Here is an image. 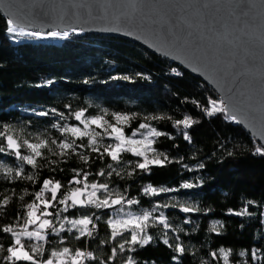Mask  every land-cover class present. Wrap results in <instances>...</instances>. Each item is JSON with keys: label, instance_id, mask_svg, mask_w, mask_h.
Instances as JSON below:
<instances>
[{"label": "trees", "instance_id": "trees-1", "mask_svg": "<svg viewBox=\"0 0 264 264\" xmlns=\"http://www.w3.org/2000/svg\"><path fill=\"white\" fill-rule=\"evenodd\" d=\"M6 21L0 13V131L11 129L21 142L47 140L51 150H41L37 168L0 153V202L9 200L0 208V227L23 224L26 206L35 201L45 179L60 181L64 185L61 192H65L77 187L68 183L74 170L87 171L91 173L89 182L108 183L112 190L139 203L125 204L127 215L115 207L70 208L62 216H90L95 224V228L89 225L93 236L77 239L76 229L53 234L40 259H49L52 251L68 247L92 252L95 259L84 264H127L128 256L136 264H225L220 252L224 249L229 253L227 264H264V155H253L260 145L223 113L206 115L209 100L219 101L206 84L168 59L126 40L73 31H68V37L62 33L56 37L29 36L26 33L33 31L27 30L23 35L11 34L6 31ZM78 111H84L88 118L104 115L112 123L114 114L128 115L131 119L123 127L129 135L140 123L166 133L155 138L153 147L168 161L164 166H150V173L142 172L136 168L140 158L125 153L120 164H113L119 174L109 176L107 165L113 162L87 147L76 152L87 155L88 163L75 153L53 155L60 152L58 144L65 139L57 126L83 127L75 120ZM186 117L192 125L177 127L176 122ZM185 132L190 141L185 140ZM53 140L57 143L51 144ZM110 142L107 138L102 141ZM76 143L86 145L87 138ZM0 147H6L3 137ZM21 152L30 154L23 147ZM21 166L25 176H34L33 181L5 178L3 168ZM101 169L106 173L103 177L96 175ZM185 183L193 187L185 189ZM149 185L157 193H146ZM163 188L170 191H159ZM49 197L45 192L44 198ZM185 206L198 210L185 213L181 210ZM245 209L244 215L229 213ZM144 213L149 214L143 223L151 241L143 247L125 244L120 251L118 244L130 239L132 229L113 239L108 220L134 219ZM21 239L26 245L35 243ZM12 242L11 234L0 232L4 249L0 250V264H7L4 257ZM130 247L134 251H129ZM177 247H183L184 252H177Z\"/></svg>", "mask_w": 264, "mask_h": 264}, {"label": "snow or ice", "instance_id": "snow-or-ice-1", "mask_svg": "<svg viewBox=\"0 0 264 264\" xmlns=\"http://www.w3.org/2000/svg\"><path fill=\"white\" fill-rule=\"evenodd\" d=\"M149 0H128V4L133 11H137L144 7ZM112 0H104V3L101 4L100 10L103 12L107 7L111 6ZM225 3V0H174L171 4L172 8H178L180 10H192L196 13H200L203 9H209L216 5H222ZM79 7H86L89 15L92 14V6L90 4H79L73 5ZM169 5L164 2V0H151V7L153 9L166 8ZM4 7L10 13L19 12L21 5L17 0H7L4 4ZM234 8L240 7L239 2L233 5ZM31 9L38 16H46L48 14V9L45 8L44 0H36L35 3L31 5ZM244 16H247V12L244 11L241 13ZM167 22V21H165ZM7 29L6 31L11 34H16L19 32L21 35L25 34L24 27L20 26L17 18H9L6 21ZM73 32H81L83 29H72ZM29 36L41 37L42 32H28L26 33ZM49 36H61L60 32H50ZM63 37H68V31L62 33ZM192 33H188V36L191 37ZM203 39V38H202ZM189 41L185 40V44H188ZM264 88V85H262ZM236 95V93H234ZM239 95H244L239 93ZM232 99H216L209 100V107L205 108L204 111L206 115L212 116L216 113H223L226 119H229L233 122L240 123L242 122L237 114L233 111ZM40 115H45V113H40ZM113 119L115 123H112L105 119L104 115L86 117L84 111H78L75 113V120L79 122V126H68L65 125L62 128L58 127V130L61 131V134L65 136V139L58 144L60 149L59 153H53V155L64 156L68 153H75L79 155L80 159L85 163H88L89 157L82 153L76 152L77 148L87 147L92 152L96 153L100 158L108 157L113 163L108 164L107 168L111 171L107 175H112V172L119 174L118 170L113 167V164H120L122 162L123 154L130 153L131 155L140 158V162L136 163V168L140 169L142 172H151L150 166H164L165 162L168 161V157L163 153L158 152L153 145L156 143L155 138H159L166 133L158 131L155 127H151L147 123H140L137 130H133L131 134H127L124 130L123 125L127 124L130 121L128 115L123 114H114ZM193 121L190 118H185L183 121H177L176 126L183 124L185 128H188L192 125ZM99 129L100 131H95ZM145 130V131H140ZM140 136V139L135 137ZM0 137L4 138L6 147H0V153H5L7 155H14L16 160L21 162V165L27 164L31 165L33 168L39 167L37 164V158L42 157V149L49 148V142L47 140H39L37 143L29 142L27 139L22 142L17 139L16 136L11 134V129L5 128L4 131H0ZM87 138V144H77V140H84ZM107 138L112 141L110 143L104 144L102 141ZM185 140H191L187 132L184 134ZM55 140L51 141V144H56ZM26 148L29 150L30 154L24 155L21 152V148ZM149 153H152L150 156ZM253 155H264V144L256 147ZM163 156V159L161 157ZM2 167V166H0ZM5 178L12 180L15 179H27L29 181L34 180L33 175L24 174V168L21 166L17 169L13 168H3ZM75 175L68 182L70 185H77V187L69 188L65 192H61V189L64 188V185L60 181H54L52 179H45L42 182V187L40 191L35 193V201L27 204L26 206V215L23 217V224L17 225H4L0 227V232L9 233L13 238L11 246L7 247L6 252L8 255L4 257V260L7 264H84L87 260H94L92 252H85L81 250H71L68 247H63L60 251H52L51 258L43 260L39 257H42L43 252L45 251L44 245L49 242V237L51 235L59 236L61 232H71L73 229H76L79 232V235L76 237L80 239L81 237L93 236L92 228H95L93 219L88 215H83L79 219H69L67 216H62V213L68 212L70 208H89L94 207L96 209L102 208H113L115 207L120 214L127 215L124 213L123 206L134 205L139 203L137 200L127 199L119 192L112 190L108 183L103 182H89V176L91 173L85 171L74 170ZM97 176L103 177L106 175L105 171L101 169L96 173ZM183 188H191V184H183ZM175 189H172L174 191ZM146 193H157V189L153 188L151 185L144 189ZM159 191L167 192L170 189L163 188ZM45 192L50 193V197L45 199ZM102 193V195H100ZM23 199V197H20ZM9 203L8 199L0 202V208L5 207ZM57 205L63 206L59 210L52 212L49 209L56 208ZM167 206V205H165ZM181 210L185 213L197 211L190 206L182 207ZM230 214L233 215H244L247 213V209L243 212H233L229 210ZM75 213H73L74 215ZM52 217L53 219H48ZM98 218V217H97ZM19 219V218H18ZM149 219V214L144 213L143 216L136 217L134 219H109L108 225L112 229L111 236L115 239L118 235H121L123 231L131 228L130 239H125L123 243L118 244L120 251H124L125 244L136 245L140 244L141 247L148 244L151 241V236H148L145 233V228L147 227L144 224V221ZM161 222L163 223V216H161ZM56 221V222H54ZM58 222V227H57ZM65 224L70 225L71 227L65 228ZM89 225H92V228H89ZM32 227L33 230H29V227ZM19 228V231H17ZM118 228L120 231H118ZM21 237H26L28 241H35L26 245ZM63 242V240H61ZM164 243H168L167 240ZM0 250H4L0 246ZM129 251H134V248H129ZM176 251L179 253L184 252L183 247H177ZM223 255L225 264H227L229 253L220 250ZM116 255V248L112 249V256ZM215 257L216 253H212ZM100 264H104L103 261ZM127 264H136L132 256L127 257Z\"/></svg>", "mask_w": 264, "mask_h": 264}, {"label": "water", "instance_id": "water-1", "mask_svg": "<svg viewBox=\"0 0 264 264\" xmlns=\"http://www.w3.org/2000/svg\"><path fill=\"white\" fill-rule=\"evenodd\" d=\"M6 2L0 0V13L6 20L17 18L27 31L82 28V33L126 40L168 59L206 84L219 100L231 98L242 121L237 124L264 144V0H225L199 14L172 8L174 0H164L169 6L159 9L149 0L137 11L128 0H112L103 12L104 0H44L46 16L31 9L36 0H17L21 9L16 13L4 7ZM237 2L240 7L234 8ZM81 3L92 6L91 15L86 7L73 6Z\"/></svg>", "mask_w": 264, "mask_h": 264}, {"label": "rangeland", "instance_id": "rangeland-1", "mask_svg": "<svg viewBox=\"0 0 264 264\" xmlns=\"http://www.w3.org/2000/svg\"><path fill=\"white\" fill-rule=\"evenodd\" d=\"M50 33V32H49ZM41 37H50L49 35H48V33H43V35L41 36ZM149 155L151 156L152 155V153H149Z\"/></svg>", "mask_w": 264, "mask_h": 264}, {"label": "built area", "instance_id": "built-area-1", "mask_svg": "<svg viewBox=\"0 0 264 264\" xmlns=\"http://www.w3.org/2000/svg\"><path fill=\"white\" fill-rule=\"evenodd\" d=\"M183 126V124H181ZM86 252V251H85Z\"/></svg>", "mask_w": 264, "mask_h": 264}]
</instances>
